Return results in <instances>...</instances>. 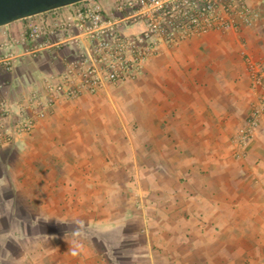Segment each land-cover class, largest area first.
<instances>
[{"label":"crops","instance_id":"obj_1","mask_svg":"<svg viewBox=\"0 0 264 264\" xmlns=\"http://www.w3.org/2000/svg\"><path fill=\"white\" fill-rule=\"evenodd\" d=\"M248 2L251 26L164 45L29 133L4 135L27 99L0 106V264H264V118L240 141L247 60L264 59V0Z\"/></svg>","mask_w":264,"mask_h":264},{"label":"built area","instance_id":"obj_2","mask_svg":"<svg viewBox=\"0 0 264 264\" xmlns=\"http://www.w3.org/2000/svg\"><path fill=\"white\" fill-rule=\"evenodd\" d=\"M109 1L106 6L83 0L30 16L40 17L30 20L20 37H0V80L26 85L30 76L43 81L27 98L26 111L5 128L8 139L31 132L61 98L96 94L107 84L137 78L164 45L179 46L213 31H239L259 16L248 0ZM47 58L62 66L44 73L41 61ZM247 70L257 99L240 130L244 144L264 118V59L249 56Z\"/></svg>","mask_w":264,"mask_h":264},{"label":"rangeland","instance_id":"obj_3","mask_svg":"<svg viewBox=\"0 0 264 264\" xmlns=\"http://www.w3.org/2000/svg\"><path fill=\"white\" fill-rule=\"evenodd\" d=\"M39 17L40 16H36L32 18L27 17V18L15 21L13 23H10L8 25L1 26L0 27V37H4L9 34H11V36L13 35V37L15 38L20 37L24 33L25 28L27 27V24L30 22V20H34ZM48 60L49 59L47 58L41 61V67L42 69H44V73L51 72L52 67L59 68L62 66V63L60 62H58L56 65L53 66L52 63ZM41 74H43V72H41ZM1 77H3V74L0 72V78ZM24 81L27 83L24 87L16 83L17 81L15 82L14 86L13 85L10 86L8 81L5 84H2V85L0 84V106L1 107L4 106L2 104V101L4 100H7L11 104L24 101L30 96V93L34 90V86H36L37 82L39 84L43 83V81H41L40 79L36 81L34 78H31L30 76L28 80H24ZM3 93L4 95H6L5 97H3L2 95Z\"/></svg>","mask_w":264,"mask_h":264},{"label":"water","instance_id":"obj_4","mask_svg":"<svg viewBox=\"0 0 264 264\" xmlns=\"http://www.w3.org/2000/svg\"><path fill=\"white\" fill-rule=\"evenodd\" d=\"M83 0H0V27Z\"/></svg>","mask_w":264,"mask_h":264},{"label":"clouds","instance_id":"obj_5","mask_svg":"<svg viewBox=\"0 0 264 264\" xmlns=\"http://www.w3.org/2000/svg\"><path fill=\"white\" fill-rule=\"evenodd\" d=\"M6 187L5 184H3L2 182H0V193L3 192V189ZM14 204V202H12ZM5 207H7V203L5 204ZM45 220H47V218H45ZM73 234L75 237H79L80 236V232H79V229L73 231ZM9 239H14L21 247H23V243L20 241V240H16L14 237H10ZM26 242V241H25ZM6 244H7V241L4 242V247L6 248ZM81 245L80 244H71L70 243V251L72 253L73 256L75 255H78V250L80 249ZM10 255V251H8V253ZM4 264H8V261H5Z\"/></svg>","mask_w":264,"mask_h":264}]
</instances>
